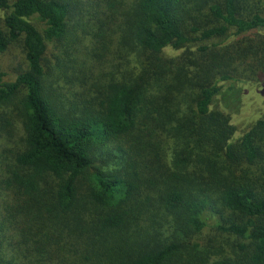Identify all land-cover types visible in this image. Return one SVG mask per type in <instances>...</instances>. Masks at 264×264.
I'll return each instance as SVG.
<instances>
[{
	"label": "trees",
	"instance_id": "16d2710c",
	"mask_svg": "<svg viewBox=\"0 0 264 264\" xmlns=\"http://www.w3.org/2000/svg\"><path fill=\"white\" fill-rule=\"evenodd\" d=\"M17 43L0 264H264V0H0Z\"/></svg>",
	"mask_w": 264,
	"mask_h": 264
},
{
	"label": "rangeland",
	"instance_id": "374dc122",
	"mask_svg": "<svg viewBox=\"0 0 264 264\" xmlns=\"http://www.w3.org/2000/svg\"><path fill=\"white\" fill-rule=\"evenodd\" d=\"M54 52L59 54V51H51L49 56L52 57ZM111 57L108 59L110 61L114 58V54H110ZM54 57V56H53ZM107 60L104 61L102 65V69L104 71L109 70L110 62ZM27 68L26 59H25V52L23 46L19 43L12 45L8 48L5 52L0 53V71H4L7 73L8 78H15L22 70ZM68 80L64 78H60L57 80L56 87L59 91L69 94L68 87L70 84L67 83ZM261 85L262 83H258L256 87H249V99L250 102L252 101L251 111H258L264 113V96L259 97L261 93ZM78 88V87H77ZM0 111H4L11 114V124L10 125H3L0 126V154L6 150L8 157H13V154L19 151L23 144V137H24V129L22 126V121L16 113L12 112L11 107L5 108L3 105H0ZM6 123V120L3 124ZM239 134L243 131L242 126H240ZM46 185V183H43ZM210 230V229H209ZM5 244H7L5 242ZM14 247L7 246L3 244L4 254L7 258H15L16 262L20 264H44L40 262L31 252L28 251L27 248L19 246L15 247L17 253L13 254L12 250Z\"/></svg>",
	"mask_w": 264,
	"mask_h": 264
}]
</instances>
